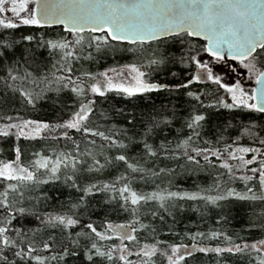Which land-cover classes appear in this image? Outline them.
Segmentation results:
<instances>
[{
	"label": "snow or ice",
	"instance_id": "6c2138e0",
	"mask_svg": "<svg viewBox=\"0 0 264 264\" xmlns=\"http://www.w3.org/2000/svg\"><path fill=\"white\" fill-rule=\"evenodd\" d=\"M0 264H264V0H0Z\"/></svg>",
	"mask_w": 264,
	"mask_h": 264
},
{
	"label": "trees",
	"instance_id": "16d2710c",
	"mask_svg": "<svg viewBox=\"0 0 264 264\" xmlns=\"http://www.w3.org/2000/svg\"><path fill=\"white\" fill-rule=\"evenodd\" d=\"M178 70V69H176ZM160 101L157 100V103H159ZM165 103H167L168 101H164ZM143 103V102H141ZM38 222L34 220L33 217H21L18 219L17 222V226L18 227H23L25 229H29V228H33L36 226ZM234 226L238 229L239 228V220L234 221ZM231 227V226H230Z\"/></svg>",
	"mask_w": 264,
	"mask_h": 264
}]
</instances>
